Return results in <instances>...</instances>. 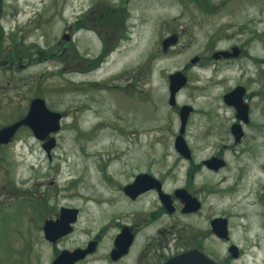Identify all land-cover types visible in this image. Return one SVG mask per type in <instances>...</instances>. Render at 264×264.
I'll list each match as a JSON object with an SVG mask.
<instances>
[{
	"label": "rangeland",
	"instance_id": "1",
	"mask_svg": "<svg viewBox=\"0 0 264 264\" xmlns=\"http://www.w3.org/2000/svg\"><path fill=\"white\" fill-rule=\"evenodd\" d=\"M222 1H1L0 129L25 117L36 97L63 118L53 135L57 145L51 159L28 127L0 146V264H22L26 254L17 261V253L34 236L44 239L38 229L44 213L32 201L44 196L50 211H80L61 249L94 240L101 231L103 245L111 243L117 224L129 220L123 187L132 172L155 160L177 159L174 141L180 119L169 105V75L196 55L206 56L211 28L226 15L259 16L264 28V0H231L227 11L220 10ZM211 4L219 6V13H209ZM114 7H124L126 13L114 16ZM115 19L122 23L116 34ZM175 33L179 42L164 52L162 41ZM256 50L263 56L264 43ZM191 74L177 104L195 108L192 121L203 128L189 125L186 140L204 157L212 148L234 142L224 127L231 115L223 105V87L196 88L206 83V71L198 67ZM255 122L259 129L227 153L229 172L205 175L217 190L207 199L212 211L189 219L207 229L210 218H227L244 264H264V116ZM207 127L212 134L200 135ZM235 165L239 172L246 169L239 182ZM221 176L231 179L222 182ZM208 242L220 255L227 252L214 234Z\"/></svg>",
	"mask_w": 264,
	"mask_h": 264
},
{
	"label": "flooded vegetation",
	"instance_id": "2",
	"mask_svg": "<svg viewBox=\"0 0 264 264\" xmlns=\"http://www.w3.org/2000/svg\"><path fill=\"white\" fill-rule=\"evenodd\" d=\"M230 2L231 0H224L219 4L220 7L211 4L209 13L212 15L219 13L218 7L221 8L220 10L227 11ZM260 23L261 18L255 15L224 16L219 26L211 28V34L204 49L206 56L196 55L181 70L187 75L189 83V79H192L191 70L198 67L205 69L206 83L196 85V88L223 87V105L231 115L225 119L224 127L233 137V143L226 142L222 146H216L204 157L200 156L201 150L188 145L190 149L188 156L180 154L175 149L178 154L177 159L155 160L138 173L132 172L130 181L123 187L129 220L126 224H117L118 233L108 245H103L101 232L104 231H101L94 240L86 241L80 246L61 249V244L73 234L80 211L77 221L71 224L72 230L52 241L47 239L44 226L48 220H57L61 215V209L59 213L50 211L46 196L39 201L32 200L36 206L35 210L39 209V212L44 213L42 214L43 225L38 227L42 229L44 239L38 241L37 236H34V239L27 242L26 250L17 253L16 260L19 261L21 254L25 253L26 258L22 264H54L64 251L88 250L86 255L76 260L74 264H166L182 253L198 250L217 264H244L239 262L243 253L238 246L237 256L230 251V247L234 245L231 234L229 240L220 239L214 234L211 226L213 218L209 219L207 229L198 228L189 219L203 211H212L207 199L216 190V186L208 183L205 175L229 172L231 161L227 158V153L236 151L237 147L243 145L250 131L259 129L260 124L255 120L264 116V55H260L256 50V46L264 43V28L260 29ZM175 34L178 35L179 42V34ZM195 58L197 59L193 62ZM196 79L200 81V77ZM183 106L178 104L171 106L176 108L179 119ZM194 110L193 107L187 121L185 139L189 125L193 123L194 126L201 127L200 123L196 124L192 121V117L196 114ZM207 115L216 116L205 112V116ZM206 119L210 121L213 118L206 117ZM235 126L239 129L237 134L234 132ZM212 131V127H207L204 132L201 131L200 135L208 137ZM238 135L242 137L236 141ZM8 144H0V146ZM213 158L221 160L223 165L218 168H215V165L210 166L209 161ZM238 167L235 165V168L238 169ZM140 175H149L152 179L145 186H141L138 192L127 194L125 188L133 186ZM246 175V169L241 172L238 169L237 182L243 180ZM221 177L222 182L230 178V176ZM179 181H182L181 185H178ZM42 200L45 204L41 202ZM103 228L105 229V226ZM125 228L133 236V240L127 248L121 249L117 244V238ZM212 234L227 246L225 254L220 255L209 247L208 240Z\"/></svg>",
	"mask_w": 264,
	"mask_h": 264
},
{
	"label": "water",
	"instance_id": "3",
	"mask_svg": "<svg viewBox=\"0 0 264 264\" xmlns=\"http://www.w3.org/2000/svg\"><path fill=\"white\" fill-rule=\"evenodd\" d=\"M65 40H69V35L65 34L63 36ZM178 42V35L172 34L166 37L162 41L163 51L167 52L170 48L174 47ZM197 58L192 61L195 62ZM188 83V77L183 71H176L169 75V104L175 106L177 104V94L178 92L186 86ZM193 111V107L190 105H184L180 110V129L179 134L175 139L174 146L175 149L182 155L188 156L190 154V149L187 141L184 137L186 131V125L188 118ZM63 115L61 112L52 111L48 108L45 99L41 97H36L30 102L29 110L26 116L16 121L10 125L4 126L0 129V144H8L15 137L18 130L23 126H28L33 132L34 136L40 140L44 141L43 148L49 157L52 155V151L57 145V140L53 136L61 128V121ZM235 134L239 132L238 126L234 128ZM241 135L236 137V141L241 139ZM210 166L218 168L223 165L221 160L218 158H213L209 161ZM152 178L149 175H140L137 177L135 184L133 186H128L125 188L127 194L138 192L141 186H145L148 181ZM179 192H184L179 190ZM190 197V196H189ZM79 211L74 208H61V215L57 220H48L45 223L44 230L46 237L49 240L55 241L58 238L68 234L72 230V223H75L78 219ZM212 230L216 236L220 239L229 240L230 230L229 221L225 217H215L211 222ZM133 240L125 228L123 232L117 238V244L121 249H125L130 245ZM230 251L237 256L238 247L232 245ZM88 250H76L73 252L64 251L58 259L55 260L54 264H74V262L86 255ZM166 264H217L214 260L201 253L198 250H192L182 253L172 259H170Z\"/></svg>",
	"mask_w": 264,
	"mask_h": 264
},
{
	"label": "trees",
	"instance_id": "4",
	"mask_svg": "<svg viewBox=\"0 0 264 264\" xmlns=\"http://www.w3.org/2000/svg\"><path fill=\"white\" fill-rule=\"evenodd\" d=\"M1 1L2 0H0V15H1V12H2V8H1ZM199 4V3H198ZM200 8H202L201 6H200V4L198 5ZM114 11H113V14H115L114 16H119V14H118V11H125V13H126V9H124V7H114ZM117 12V13H116ZM115 21V23L117 24V27H113L112 28V31H113V33L114 34H116L117 32H119L120 30L118 29V27L119 26H121L122 27V23H121V21H120V19H115L114 20ZM119 30V31H118Z\"/></svg>",
	"mask_w": 264,
	"mask_h": 264
},
{
	"label": "bare ground",
	"instance_id": "5",
	"mask_svg": "<svg viewBox=\"0 0 264 264\" xmlns=\"http://www.w3.org/2000/svg\"><path fill=\"white\" fill-rule=\"evenodd\" d=\"M95 62H96V60L94 59V60H93V63H95Z\"/></svg>",
	"mask_w": 264,
	"mask_h": 264
}]
</instances>
